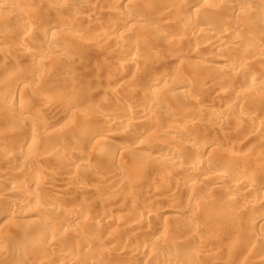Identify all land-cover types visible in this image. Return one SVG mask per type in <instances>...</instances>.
Returning a JSON list of instances; mask_svg holds the SVG:
<instances>
[{"label":"rangeland","instance_id":"rangeland-1","mask_svg":"<svg viewBox=\"0 0 264 264\" xmlns=\"http://www.w3.org/2000/svg\"><path fill=\"white\" fill-rule=\"evenodd\" d=\"M86 1L88 2L86 4V6L81 7L76 1H73V0L72 1L71 0H18L16 6L23 13V16L20 19H15L14 15L11 14L9 9H7L3 6L2 7L0 6V171H1L0 172V194L3 191V189L9 188V186L11 184L10 182L15 181L14 179L17 180L16 183L18 185H21V183H23L27 180L26 177L30 173L34 174V173L38 172V174H40L41 176L46 175L47 178H48V176H51V178H52L53 175L57 177V178H54V179H56L54 182H53L54 179L52 181H50V182H53L54 184L53 183L49 184L50 182L48 180L45 181L47 178L44 176L45 179L42 178V180H44L46 183L44 181L40 180L41 184L38 187H43V186L44 187L41 190H39L40 192H38V194H36V196L38 198L41 196L39 199L37 198V201H36L37 205H35V204L33 205V203L30 204L29 211L26 210V211L20 213L16 218H12L10 220L11 224H12L11 226H7V228H5V227L0 228V236H1L0 237V245L1 246L3 245V240H2L3 235H4V237H5V235L10 237L13 234V236L11 238L14 237L13 239L15 241H14V243L12 242V245L15 243H18L17 247L15 246L17 248L16 250H13L12 248L9 250V253H8L9 255L7 254V259H9V260L13 259L12 261H14L17 264H18V262H19V264H33V263L37 264V261H38L37 259H39V257H40L39 255L41 254L42 258L43 259L45 258V260H46V261L45 260L42 261L43 264H51V263L57 264V262L58 263L61 262L64 264L66 262L62 261L60 258V255H58L61 253L63 254V252H64V253H70V254L72 253V255H74V258L77 259L76 261L74 259L73 263H71V264H96V263L100 264V261H101V264H107V263L108 264H127V263L128 264H146V261L148 259H151V258L155 259L157 257V255L160 254V252L161 253H163V251L164 252L165 251L170 252V250H171L172 253H175V254L177 253V255L179 256L177 264H180V263L181 264L182 263L183 264H190V263H192V264L193 263H195V264H264V227H263L264 225H263V223L259 224L257 222V220H255L262 215L264 216V171H263L264 170V144H263L264 141H262V140H264V137H263L264 134H262V136H261L263 138L262 139L260 137L261 134L259 135L258 132L256 133V132L252 131L253 128L249 130L250 127H252L253 125H256L257 123L262 121V119L254 117V118H252L253 121L251 120V122L248 124V126L240 127V129H239V126H241L242 124L241 123L238 124L237 122H234L235 118H231V121H232V119H234L233 122L228 121V123H227V122L222 121L224 123V125H222L223 123H221V128H218V129L214 128L213 124L217 123L220 120H217L218 118H216V117H214L216 119H213V117H211L209 114L211 113V115H213V114L215 115V112H213V110H215V111L220 110L221 111L224 108L222 106L221 102H223L225 98L219 99L220 103L217 102V104L219 103L218 105L214 104L215 106L214 105L212 106L211 104H209L210 103L209 102V96L206 97V99H205V98H203L205 96L204 95L201 98H199L200 100H198V103H197L199 106L196 105L197 107L194 108L195 110L193 109L194 111L189 109V107H188V110H187V108L186 109H180V112L178 114H180L182 112L183 113L186 112V113L185 114L182 113V115L180 114V117H176L177 120L181 119L178 121L179 125L181 123L182 124L184 123L183 119L185 120L187 118L186 115H189L191 117V118L189 117L187 119H192L196 123V125H194L195 123L191 124V122H188L187 120H185L186 123L184 124V126L186 127V129L189 127L188 128L189 131H188V129L184 130L185 127L183 128L185 135H187V133H189L188 135L194 141L197 142V140H198V142H197L198 147L193 148L194 150H192V148L191 149L190 148H184L183 149V147H181L180 145L175 146V144H177L175 142L179 141L180 139L174 138V139H176L174 142V140L173 141L171 140L172 138L169 139L170 138L169 136H167L168 138H166V135L163 136L164 134H161L162 136L160 134H157V136H158L157 137V136H155L156 134L152 135L148 132H146V133H147L148 137L152 139L151 140V141H153V142H151L152 144L154 143L156 145V147L161 146L164 149L162 154H164L165 152L166 153L172 152V153H175L177 155H180L181 159H183V161H184V164H182V166H185V167L188 166L186 169L190 168L192 163H194V162L196 163L197 160L199 161L202 156L208 155L210 159L212 158L211 165L209 164L210 166L208 165L207 168L205 169V172H207L206 174H208V175H210L211 172H213L217 169H226V170L228 169V171H230L234 175L235 178L232 177V179L234 181H236L239 177L240 178H249V179L255 178V179H252V180H254V182L256 184L258 183L257 184L258 186L255 187V190L254 189L248 190V188H247V190H246V188L244 190L243 189L241 190L240 188H238V190L236 189V191L238 192L237 193L235 191L236 193L234 194V196L236 195L234 197L236 199H234L235 201H233L231 204H228V206H227L228 210L225 208L227 211L225 209L219 207L221 204L224 205L225 200H226L224 197V194L226 192L225 187H224L225 189H223V186H219V187H222L220 189L219 188L213 189V187H211L210 185L206 184L205 182H202V181H204V180H202L204 178L203 169L201 171H199L198 173L195 172V175L194 174L188 175V174L183 173L181 171L182 168H180L179 170H175L178 167L174 168L172 166H167V167H169V168H167L166 165L164 166V164L162 162H159L160 161L159 159H157V160H159L157 162L151 160L152 157H154V158L161 157V153L160 154H156L153 152L151 153L148 149V146L142 147V145H141L140 147L136 148V151L138 150V152H136L138 154L137 155L138 157H136L137 160L139 159L138 161L142 160L143 162H145L144 160H147L146 162H148L149 160H151L150 163L148 162V164H151V165H148V168H147V166L145 167L146 171L144 170V174L145 173L146 174L145 175L141 174L142 177L137 175L138 174L137 172L139 169V167L137 165L132 167L134 171L129 170V167H128V171L126 172V174H124L122 171H120L121 169L123 170V168L121 167V165L123 163L121 165H118L120 163H117V161H116V163H117L116 164V163H114V160H113V162L111 160L106 161L103 157H102L103 160L101 158L98 162L99 166H98V163H97V165L95 164V167L93 170L92 169L87 170L88 172L85 171L86 173L84 174L81 169H78L79 170L78 173L76 170V174H75V172H74L75 170L74 171H72L71 169L69 170V167L71 168V165L68 167L69 163H71V164L73 163V160L71 159V157L70 158L65 157L63 160H59L58 163L57 162L55 163V161H53L52 159H48L47 157L44 158L45 156L39 157V155H37V152L39 150H41V152L43 154L44 153L46 154V152H47V154H46L47 156H48V152H49V155L59 154L63 150V147L58 142H56L55 139H53L56 137H57V140H58V137H60V139H62L63 142L68 141V142H66L67 143L66 146H68L70 144V146H68V147L72 151H75V149H76V148L74 149L73 147L79 146L80 148L78 147L77 149H79L80 151L84 150V153H86V155H90L93 152H96L99 149L96 146L97 140L102 137L101 135H105L109 131V126H110L109 124L110 123H108V120H107L109 115L112 116V117H110V119H113V121L115 119L116 120H119L120 118L123 119V117H124V119H126V118L128 119L129 117L130 118L133 117V119H135V117H138V115L136 114V111H134L135 114H133L132 113L133 110H136L137 108L141 109V106L145 107V108L148 106L147 103L143 104V102H144L142 99L143 97L141 98L142 92L140 94V92H139L140 90L138 89L139 86H141V84H139V83H142V85H143V83L145 84L149 81L150 78H148V77H151L150 80H152V79H154L155 75H157L156 77H158V74H159V77H160V76L165 74V75L169 76L168 81L172 82L173 81L172 78L175 76L174 74H177L176 76L179 75L178 73H176V71L179 69L178 71H179V73L181 71L182 77L183 76H184V78L187 77L186 80H189V82H190L188 85L189 86L188 87L189 88L188 94H191L190 96H192V97L196 96L197 93L202 90L201 88L205 89L203 94H206L207 93L206 91H210V93L215 92L216 90L219 89V85L217 84V82H219V80H222L224 77V75L219 76V74H216L219 77H217L216 75H215L216 76L215 77L213 74H209V73L205 74V71H204L205 69L208 68V64H209V68H210L211 64L212 65L217 64V60L215 62V59H217V57H219V56H220L219 58H221V56L224 54V52L223 53L221 52V54H219L220 52H218L217 50L215 51L214 49H208V47L207 48L204 47L205 45L203 46V45H201V43L200 44H198L196 42L193 43L192 40H188L187 37L184 35L185 38L187 39V42H186V39L184 38V36L181 35L183 30L182 31L180 30L179 23L176 24V22H175V25H174V23L172 22L173 20H171V22L168 23L169 26L167 23H165V24L161 25L160 27L159 26L156 28L152 27V24H154V22L156 23L157 21H160L159 23H161L162 19L163 18L165 19V16L167 17L170 15V16L174 17L175 16L174 14H173L174 16L171 15L170 7L172 4L176 5V3L171 2L169 0L168 1L170 3L166 2V1L164 2V0H160V1H158V0H134V2H135V3L133 2L134 4L132 2H131L132 3L131 4L129 2V0H122L123 2L120 4L117 0H86ZM184 1L186 2L187 0H184ZM239 1H241V0H239ZM255 1H257V2L261 1L264 3V0H255ZM115 2H117V3H115ZM188 2L191 3V5H189ZM194 3H196V0H195V2H194V0H192V1L190 0V1H187V3H185L186 9L184 8V11L186 10V13L185 12L184 13L187 15V16L184 15L185 18L189 17L191 12L192 13L194 12L193 14H195ZM117 4H119V5H117ZM129 5L131 7H129ZM147 5H149V6H147ZM187 5H189V6H187ZM188 12H190V13H188ZM181 13H182V15L184 14L183 10ZM238 13L241 15L242 14L244 15V13H246V10L244 9ZM193 14H191V15H193ZM184 16H181V14H179V16H178V19H180L179 21H182L181 19L184 18ZM127 17H131L133 19L135 18L136 19V20L134 19L135 21H137L138 19L139 20L141 19L140 26L138 25V23H137V25L134 24V26L131 25L132 27L130 25L125 26V27H124V25L122 26L121 23ZM72 19H74V20H72ZM171 23H172V25H171ZM135 25L137 27H135ZM28 26H31L32 31H30V32L28 31V29H27ZM63 26H65L66 29H62ZM152 28H154L155 31L152 30ZM111 32L115 35H113ZM52 34H53V38L56 37L55 40L53 39V41L55 43L59 42L58 44L61 45V48L59 51H56L54 49H50L49 48L50 44L46 43V42H44V40H42L43 36H47V35L52 36ZM178 34L180 36H182L181 41H180V37L178 36ZM54 35H55V37H54ZM110 35H112V36L110 37ZM83 36H85L86 38L85 37L83 38ZM114 36H116V37H114ZM87 37H89V38H87ZM109 37H110V39H109ZM178 37H179V39H177ZM102 38H103V40H101ZM87 39H89L90 41L88 42ZM104 39H106L107 41ZM176 40H179V41H176ZM23 41H24V43H23ZM19 43H21L22 45ZM129 43L132 45L130 46ZM134 43H136V44H134ZM226 44L227 43L225 42L224 45L227 46ZM134 45H135V47H134ZM22 47H24L25 49ZM131 47L136 48V49L134 50ZM63 48H64V50H62ZM209 48H213V47L210 46ZM22 49H23V51H22ZM131 49H133L134 51ZM229 50H230V53H231V51H233V49H229ZM196 51L201 52V53L203 52V55H205L204 53L207 52L206 53L207 55H205L206 57L208 56V54L210 52H213L214 55L216 52H218V53H216V55H217L216 58H213L214 57L212 55L213 53H210L209 54L210 58H207V59L205 58V56H202L200 53V56L204 57L203 59L198 58L200 61H198L197 59H195V60L192 59V61H191V57H187L186 56L187 54L185 55L186 52L191 53V52H196ZM21 52H22V54H21ZM181 55H183V56H181ZM169 56L171 59L169 58ZM39 57H42L43 60L41 59V61L39 63V64H41V66L38 67L39 68V70H38V68L36 69L37 64L35 62L37 61V58H39ZM124 58L125 59H127V58L133 59L134 58L135 60L134 59L133 60H134V64H136V67L139 66L138 69H140L142 67V69H144L143 72L145 74L142 72L144 75L141 73V75H140L141 78H140L138 73L136 74L137 71L136 70L133 71L135 69V67H134V69L132 68L133 66L126 68V69H120L119 66H117V65L119 64L121 59H124ZM189 58H190V60H189ZM211 58H213L214 60ZM161 60H163V61H161ZM196 60L198 62L205 61V63L208 61L206 63L207 66L204 64L205 67H203V70H198V68H200V67L194 63ZM210 60H211V62H210ZM158 63H160V64H158ZM191 63L194 65H192ZM203 63H202V65H203ZM154 64H156V67H158L160 70L157 68H153V67H155ZM187 64L192 65V67L191 66L189 67ZM173 66H174V69H173ZM40 67H41V70H40ZM116 67H118L120 72ZM196 67H198V68L196 69ZM35 69H36V71L37 70L38 71L36 72ZM155 69L158 70L159 72L157 71V73H156ZM201 69H202V67H201ZM8 70H10V72H14L13 74L16 73V75L18 73L17 76L22 75V77L16 78L14 80L13 79L10 80L6 75ZM169 70H171V71H169ZM208 70H210V69H208ZM251 73H253V72H251ZM142 76H145V77H143L144 80L142 79ZM198 76H200V77H198ZM202 76L205 78L210 77L209 80L211 83L205 82L206 84H204L203 83L204 79ZM146 77H147V79H146ZM195 77H196V79H199V81H195ZM201 77L203 80L201 79ZM221 77H222V79H221ZM200 79H201V82H200ZM139 80H140V82H139ZM143 81H145V82H143ZM171 82H168V83L170 84ZM196 85L197 86L201 85V86H199V88L197 89ZM202 85H204V86H202ZM4 86H5V88L6 87L7 88L5 89ZM131 87H132V89H131L132 91L129 89ZM162 87H163L162 85H159L158 88H162ZM34 88L35 89L38 88V89L36 91L34 90L35 91L34 92L33 91ZM128 89L131 91L132 95H133L132 92H135L136 94L132 96L129 92L123 93L125 91L127 92ZM25 90H28V91H25ZM47 91L55 92V93L59 94V96H61V97L65 96L67 94H71L73 92L72 94H75L78 97L79 101L76 98L75 102L73 103V105H72L73 109H71L72 114L70 113L69 116L67 115V117L65 116V118L62 117V119L57 116L58 118H60L59 120H57V117L50 115L51 111L54 110L53 107L55 106V104L51 103L50 105H46L45 107L42 106V104H40V102H41L40 97L44 96L43 94H45V92H47ZM76 93H78V94H76ZM227 93H229V92H227ZM25 94H26L27 101H28V98H29V100L32 99L31 101H34V104L31 105L32 108H30V109L33 110V108H34V110H35V108L36 109L39 108V109L44 111L42 113L41 112L37 113L38 115L35 116L37 118V119L35 118L36 120H39V121L42 120L45 122L47 121V123L49 122L52 124H53V122H55L53 127L50 130H47L48 132L51 131L52 138L50 136H47L46 134L42 135L41 132L39 131V129H36L37 126L35 125L34 122H32L35 120L34 118H30V120L29 119L24 120V123H22V122H20L21 119L19 120L18 119L19 117L16 116V114L19 112L23 113V114L22 113H19V114L25 115L28 111V110L26 111V109L22 108V107H20V109H19L16 106L17 104L15 103V101H17V99L19 97L25 98ZM39 94L41 96H39ZM229 94L226 95V99H230ZM207 95L208 94H206V96ZM28 96H31L32 98L28 97ZM227 96H228V98H227ZM194 98H196V97H194ZM35 99L40 100V102L38 100H36V101H38V103L35 102ZM207 99H208V104H207ZM247 101L248 100H246V103H244V106L245 105H248L250 107H253V106L256 107L257 106L253 102H252L253 106H251V104H252L251 101L250 102L249 101L247 102ZM162 102H160L159 104L157 103V105H154L155 107L154 106L152 107V109L157 107L156 109H154V111H156V112H154L153 114L158 112L157 115L159 116V118L163 117L164 113H161L162 109L167 108V109L172 110L174 108V111L176 109H178V108H176L175 104L173 107V103H169V104H171L170 105L171 107H170L167 102H165V101L163 103ZM204 102H206V103H204ZM35 103H37L38 105L40 104L39 107H36ZM82 103H83V105H82ZM220 104H221V106H220ZM33 105L35 107H33ZM86 105H87L88 109L90 108V111L94 112V109H95V112H96L95 115H93L95 117L94 118L90 117V119L88 118L89 119V120L87 119L88 121H85L86 115L84 114V108H83V107H86ZM99 105H101L102 107L101 106L99 107ZM127 105L131 106V108L129 107L130 111L127 108ZM160 105H162V106H160ZM165 105H167V106H165ZM41 106L44 107V109ZM201 108L204 110H202ZM22 109H24V110H22ZM131 109H133V110H131ZM160 109H161V111H158ZM210 109L212 110V112L209 111ZM234 109H235V111H233ZM72 110H74V112ZM240 110H241V108L239 109V107L233 108L232 112L230 111L232 114V117H237V116H235V114L239 115L238 112H240ZM110 111L113 112L112 115H111V113L109 114ZM114 111L115 112L118 111L115 113L117 116L114 114ZM178 111L179 110H177L176 112H178ZM236 111H237V113H236ZM97 112H99L100 114H97ZM171 112H172L171 115L176 114V112L173 114V110ZM233 112H235L234 115H233ZM105 113H108V114H105ZM159 113H161L162 115ZM203 113H204V115H203ZM35 114L36 113H34V115ZM82 114H84V115H82ZM96 114H97V116H96ZM178 114H176V115L178 116ZM39 115H41V116H39ZM152 115L150 116V118L147 120V122L145 124V126H147L149 129H151L152 125H154V124H155V127L153 126L154 128H156V126H157V129H155V130H159L160 128L162 130H164L165 128L167 129L168 127L174 125V122L176 125H178L176 120H174L175 115L174 116L166 115L165 117H163L161 119V121H163V122H160V119H158V116L156 114L153 115V117L156 116L155 119L152 117ZM207 115H208V117H207ZM38 116H39V118H38ZM113 116H114V118H113ZM181 116L183 119L181 118ZM183 116H186V117H183ZM118 117H119V119H117ZM151 117H152V119H151ZM171 117L172 118L174 117V119L172 120L173 122L171 121V119H172ZM211 118L213 119V121L210 120ZM255 118L257 120L259 119L260 121H257ZM31 119H32V121H31ZM169 119H170L171 125H169L168 122H166L167 120L169 121ZM150 120H152L153 123ZM196 120H197V122H196ZM26 121H27V125H26ZM158 121H159V123H158ZM148 122H149V124H151L150 125L151 127L148 126L149 125ZM198 122L199 123L201 122L200 123L201 126L199 125ZM160 123L163 125V127L167 123L168 127L166 125V127L163 128ZM164 123H165V125H164ZM205 123H207V124H205ZM219 123H217V125ZM204 124H205V126H204ZM186 125L187 126L189 125V126L187 127ZM190 125L191 126L193 125V127H191ZM237 125H238V128L236 127ZM35 126H36V128H34ZM212 126H213V128H212ZM242 126H244V125H242ZM15 127H17L18 132H17V130H14ZM158 127H160V128L158 129ZM235 127L237 128V130ZM154 128H152V129L154 130ZM231 128L234 129V131ZM66 129L71 130V131H69L71 133L69 134V132H68V134L65 136V135H63V133L68 131ZM139 129H140V127L138 128L137 126L132 127V128L131 127L126 128L123 126L121 128L120 127L114 128L113 133H115V137L112 139L110 146H112L111 144L114 141L113 146L116 144V146H114V147H118L120 142L121 141L123 142L125 139H131V141H134V140L137 141L139 139L138 140V142H139L140 138H141V136H138L140 134L138 131ZM229 129H231V130H229ZM261 129L264 130V127ZM134 130H135V134H138V135L134 134V136H133L132 132L134 133ZM218 130H219V132H218ZM223 130L224 131L227 130V131L223 132ZM245 130H246V133L243 132ZM263 130H261L262 132L261 131L260 132L264 133ZM82 131H84V134L81 135L82 136L81 138H83L85 141L83 139H80L77 142L76 141L77 138H80V137H78V133L80 134V132H82ZM185 131H188V132H185ZM247 131H250V134H252L251 135V136H253L252 139H250L251 136ZM53 133L55 135L57 134L56 137ZM223 133H226V134H223ZM253 133H255L259 136L255 135ZM60 134H62V136H64L65 138L64 137L61 138ZM95 134H97V136ZM44 135H45V137H44ZM145 135H143V136H145ZM27 136L30 137L32 140L34 139L33 140V142L35 143L34 145H37L40 147V148L38 147L39 150H36L37 152L34 150L28 151L27 148H25L23 146L24 138ZM245 136H248V137H245ZM129 137H131V138H129ZM50 140H52V142ZM53 140L55 143L53 142ZM260 140H261V142H258ZM200 141H201V143H199ZM72 142H73V144H72ZM170 143H175V144L172 145ZM74 144H75V146H74ZM76 144H78V145H76ZM205 145H206V147H205L206 149L202 148L201 150H199L201 147H203ZM178 146L180 148H178ZM114 147H112V148H114ZM35 148H37V147L35 146ZM196 150H198V151H196ZM202 150L205 152H202ZM38 153H40V151ZM132 153L130 154V156L133 155V157L135 158V156H136L135 152H132ZM141 153H144L141 155L142 157L140 156ZM11 154H12V156H14L13 157L14 159L12 158L11 162H9V160L7 161V160L3 159V158H6L7 156H8V158H11L12 157ZM261 154H262V156H261ZM32 155H33V157H32ZM37 156L39 158L36 160ZM229 157H231L229 159V161H226L227 158H229ZM232 157L234 159H232ZM8 158H6V159H8ZM15 159H17V160L19 159V160L17 161ZM32 159L35 161H32ZM40 159H42V160H40ZM152 161L154 162L155 165L153 164ZM225 161L227 163H230V161H231V163H230L231 165L229 164L230 168L228 167V164L225 165L226 164ZM107 162H109V163H107ZM222 162H224V163H222ZM75 163H77V161ZM157 163L159 165L160 164L161 165L159 166V165H157ZM20 164L21 165L23 164V165L21 166ZM62 164H64V165H62ZM33 165H35V166L33 167ZM72 165H75V164H72ZM116 165H118V167H116ZM220 165H222V166L219 167ZM119 166L121 168H119ZM134 167L135 168L138 167L136 173H135ZM185 167H184V169H185ZM12 168H13V170L15 169L16 171L15 170L13 171ZM132 168H130V169H132ZM236 168H238L240 171ZM114 169L115 170L120 169L119 171L122 172L123 177L125 176L124 178L126 179V181L128 180V183H127L128 186L126 185V188H125V186L119 187V185H118L119 184L118 183L119 178H117V177H120V175L118 176L116 174L117 176H115ZM172 169H174L175 171H173ZM6 170H9V172H11V171L12 172L9 173ZM124 170H125V168H124ZM235 170L236 171L238 170L237 173L234 172ZM71 171L73 172L74 176L76 175L75 177L78 176L76 179H78L77 180L78 183L82 182V185L80 183H79V185H78V183H76L75 186L74 185H72V186L68 185L69 187H67V184H65L66 183L65 180L67 179L66 176H68L69 173H70V175L72 174ZM130 171H133V172L131 173ZM24 172L26 173L25 175H24ZM62 172H63V174H62ZM89 172H91V173H89ZM6 173H7V175L9 174L12 177L13 176L14 177L13 178L12 177L9 178L8 176L6 177ZM27 173H29V174H27ZM92 173H93V175H92ZM238 174H239V177H238ZM261 174H262V176H261ZM22 175H24V176H22ZM196 175L197 176L200 175V176L197 177ZM166 176L169 178H165ZM192 176H193V178H192ZM68 177H70V176H68ZM113 177H116L118 180H116ZM138 177H139V179H137ZM156 177L159 181L156 180ZM79 178L81 180H79ZM190 178H192V180H194L195 185H197V186L194 185L190 188H186L185 190L181 189V185H180L181 181L184 179H190ZM48 179H50V178H48ZM9 180H11V181H9ZM19 182H21V183H19ZM35 183L36 182H33L32 184H30L31 186L27 185V187H26V185L23 186V184H22L21 186H23V188H21V189H23V190H21V189L20 190L22 192L24 191V193H26L28 190H30V188L32 189L33 187H35ZM43 183L49 184L50 186L44 185ZM204 183H205V185H204ZM89 185L91 188H94L93 185H95V189L96 188L97 189L96 190L94 189L93 194L92 193H85V196L82 194L84 196V198L83 197L81 198L82 195H80V194H81L82 189H80L79 186H85V187L88 186L89 187ZM101 186H102V188H101ZM115 186H117V187H115ZM179 186H180V188H179ZM207 186L210 188H208ZM118 187L120 189H118ZM121 188H123V189H121ZM177 188H179L178 191L181 189L182 193H180L181 191H179V193H180V194H178L179 196L175 197L177 199V202L175 204H173L175 206L174 207L170 204V201L174 197L171 194H173L172 191L174 189H177ZM75 189H77V190H75ZM114 189L117 190L118 192L117 191L115 192ZM59 191H64V195L61 196V198L57 197V194ZM79 191H80V193H79ZM153 192H154V194H153ZM39 193H41V194H39ZM112 193L114 195L116 194V196L114 197L112 195ZM124 194L126 195L127 198L129 197L128 202L126 201L127 199H125L126 197ZM181 194H183V195H181ZM95 195H98V196H95ZM108 195H111L110 197H113L114 199L111 198L109 200ZM53 196H54V198H53ZM105 196L107 199L105 198ZM123 196L125 197L124 198L125 200L123 199ZM0 198H2V199H0V207H1L0 208V216H1V215H4V214H1L2 212L5 214L8 212L9 208H5V207H8L9 203L7 200H5L6 198H8V196L4 195L3 193L0 195ZM102 198H104L107 201L109 200L108 203H106L107 201L104 202L105 201L104 199H103V202H104L103 203ZM117 198H119V199H117ZM238 198H239V200H238ZM81 199L83 201H81ZM121 199H122V201H121ZM55 200H56V203H55ZM86 202H88V204L90 202L91 205L90 204H89V206L85 205L84 203H86ZM206 204H208V205H206ZM32 205L34 207L35 206L42 207V209L45 210V212H49L51 216L55 215V218L50 217L49 213H48L49 218H46V217L43 218V217H40L38 215H37L38 217L35 218V216L30 215V214H32L30 211L33 212L32 208H34ZM101 205H102V207H101ZM71 206L73 209L69 208ZM43 207H45V208H43ZM65 207H67L66 210H68V208H69L72 210L75 209L76 211L78 210V211L83 212L84 215H82V216L84 217L83 219H85V220L82 219L81 221H83V222H81V221L80 222H81V226L84 224V226H82L84 228V230L81 231L82 227H81V229H79L80 224H79V226L77 225L78 227L76 226V229L79 230L78 232H80L79 234H77L75 232H72L73 234H71L70 233L71 231L66 229V228L70 229V225H67L64 223L65 218H63V216H60L61 219L59 218V215H62V214H60L61 211L63 212L65 210L64 209ZM48 208H50V209L52 208L51 211H49L50 209L48 210ZM56 208H58L59 210H56ZM6 209H8V210H6ZM204 209L206 211H204ZM4 210H5V212H4ZM46 210H48V211H46ZM52 212L54 215H52ZM54 212L57 214H55ZM188 212H193L192 213V215L194 214L193 217H192V215L189 216L191 213L189 215H187ZM184 213H186V214H184ZM94 214H95V216H93ZM103 215H104V218H106V221L104 222L105 224L103 223V221L101 222V218L103 219ZM119 215L121 217H123L121 222L118 219L120 217ZM147 215L148 216L150 215V216L147 217ZM152 215H154V216H152ZM56 218H57V220H56ZM86 218L88 220H86ZM129 218H131V219H129ZM39 219H41V220L45 219V220H43V222H42ZM31 220L36 221V223L32 222ZM61 220H63V221H61ZM129 220L131 221V223ZM27 221H29V222H27ZM53 221H55L56 223ZM249 221L254 222V223L256 221L257 223H255V225L253 224L251 226V225H249L250 224ZM41 222L44 225H37V223L42 224ZM87 222H88V224H87ZM137 222H138V224H137ZM115 223H120L119 228H121V229L118 228V230L120 232H122L123 234H128V237H126V238H129L130 237L129 235L133 236L132 237L133 240L131 238H129L128 240L132 241L133 244L136 243L135 244L136 246L139 245L137 247H139L141 250H144L143 249V247H144L145 251H147L146 250L147 246L149 247L151 243H155V242H156L155 245H157V247L154 245L153 249H150V251L148 250L146 253H145V251H143L141 255L136 254V257H134V255L132 257L133 253L131 251H128V250H126V251L123 250V252H122V250L121 251L116 250V252H115L111 248V247H113L111 245V244H113L112 239H113V236H115V235L112 234L111 235L112 237L109 236V234H111V233H110V230H108V229H110V226H112ZM127 223H128V225H127ZM35 225H37V226H35ZM97 225H99V226H97ZM122 225H123V227H122ZM44 226L46 228V231L44 230L45 229ZM91 226H93V228ZM243 226H244V228H243ZM255 226H256V228H255ZM96 227H98L99 229ZM20 228H23V229L20 230ZM24 228H26L25 229L26 231L24 230ZM41 228L43 231L39 232L42 235V236L39 235L40 238H42V241L40 242V247H42V246L43 247L37 248L39 251L37 249H35V247L30 248L29 246L28 247L25 246L26 248L25 247L23 248V246L27 245L28 241L30 242V240H31V238H28V237H30L32 235V233H29V232H33V230H35V229L40 230ZM27 229H28V231H27ZM51 229L53 231V232L51 231V234H54V235H51V234L48 235V232ZM244 229L245 230L247 229V230L245 231ZM23 230H24V232H23ZM85 230H86V232H85ZM107 230L109 231V234H108ZM123 230H125V231H123ZM119 231H117V232H119ZM213 231H215V233H213ZM42 232H44V234H46V235L44 236V234ZM96 232H100V235H99V233L97 234ZM124 232H126V233H124ZM128 232H130V233H128ZM14 233H15V236H14ZM19 234H25V235H22V237H21ZM210 234L215 235L216 238H214V239H216V240H214V239L210 240L209 239ZM23 236L25 237V239H23L24 238ZM46 236H48V237H46ZM62 236H63V238H62ZM15 237L17 239H15ZM104 237H105V239H104ZM106 237H107V239H106ZM245 237L248 239L246 240ZM51 238H53V239H51ZM82 238H84V239H82ZM122 238L123 237H119L117 239L120 240ZM126 238L124 237V239H126ZM50 239L53 240L54 242L51 241ZM108 239H109V241H108ZM157 240H158V242H157ZM133 241H135V242H133ZM50 242L55 244L53 249H50L48 247V244ZM77 242H79V243H77ZM24 243H26V244H24ZM41 243H43V244H41ZM80 243H81V245H80ZM258 243L263 244L262 251H259V250L257 251L255 249V245ZM44 244H45V246H44ZM68 244H70V245H68ZM145 245H146V247H145ZM223 245H226V246H223ZM46 247H48V248H46ZM155 247H156V249L154 250ZM163 247H164V249H163ZM165 247H168V248H165ZM230 247H231V249H230ZM72 248H74V249H72ZM223 248H224V250H223ZM227 248H228V250H227ZM45 249H47V250H45ZM168 249H170V250H168ZM11 250H13V251L11 252ZM35 250L37 251V253ZM151 250L153 253L151 252ZM172 250L173 251L175 250V251L173 252ZM186 252L188 254L190 252H193V255L190 256L193 258L191 259L189 257L191 260L184 256V253H186ZM34 253H36V254H34ZM86 253H87V255H85ZM32 254H33V256H32ZM92 254L94 256L99 255L100 259L97 261L92 259L93 258ZM180 254L181 255L183 254L182 257ZM227 254H228V256H227ZM43 255H45V257H43ZM57 255H58V257H57ZM77 257H80V258H77ZM117 257H118V259H117ZM51 258H53V259H51ZM34 259H36V261H34ZM192 260H195V261L192 262ZM232 260H234V261H232ZM47 261H49V262H47ZM119 261H120V263H119ZM227 261H229V262H227ZM1 263L4 264L3 262H1Z\"/></svg>","mask_w":264,"mask_h":264},{"label":"bare ground","instance_id":"bare-ground-1","mask_svg":"<svg viewBox=\"0 0 264 264\" xmlns=\"http://www.w3.org/2000/svg\"><path fill=\"white\" fill-rule=\"evenodd\" d=\"M72 1V0H71ZM73 1H76L81 7L82 6H86V4L88 3L86 0H73ZM118 2H119V4L120 3H122L123 1L122 0H117ZM158 1H160V0H158ZM169 2V1H171V2H174V3H176V5L175 4H172L171 5V7H170V10H171V15H173L174 17H172V16H165V19L163 20L161 17V19H162V21H161V23H159L160 21H157L156 23L154 22V24H152V27H154V28H156V27H160L161 25H163V24H165V23H169V22H171V20H173L172 22L174 23V25H175V22H176V24L177 23H179V28H180V30L182 31L183 30V32L181 33V35L182 36H186L187 37V39L188 40H192L193 41V43H198V44H200L201 43V45H205L204 47H208V49H214L215 51L217 50L218 52H220L219 54H221V52L223 53L224 52V54L221 56V58H219V57H217V55H216V53H218V52H216L215 53V55H214V53L213 52H210V53H213L212 55L214 56L213 58H216L217 57V59H215V62H216V60H217V64H211L210 65V68H209V64H208V68L207 69H205L204 71H205V74L206 73H209V74H213L214 76L216 75V74H219V76L221 75H224V77H223V79H222V77H221V79L222 80H219V82H217V84L219 85V89L218 90H216L215 92H211L210 93V91H206L207 93L206 94H208L207 96H206V94H203L204 93V91H205V89H203V88H201L202 90L200 91V92H198L197 93V95L196 96H194V97H196V98H194V97H192V96H190L191 94H188V91H189V80H186L187 79V77L186 78H184V76L182 77V75H181V71H180V73H179V69L176 71V73H178L179 75L178 76H176L177 74H174L175 76L172 78V82L171 81H168L169 80V76L168 75H162V76H160L159 77V74H158V77H156L157 75H155L154 76V79H152V80H150L151 79V77H148V78H150L149 79V81L147 82V83H143V85H142V83H139V84H141V86H139V92H140V94H141V92H142V95H141V98L143 99V104H145V103H147L148 104V106L145 108V107H142L141 106V109L140 108H135L136 110H133V109H131V110H133V114H135L134 113V111H136V114L138 115V117H135V119H133V117L132 118H126V119H124V117H123V119H119V117L117 118V119H119V120H114L113 121V119H110V117H112V116H110L109 115V117H108V123H110L108 126H109V131L105 134V135H101L102 137L100 138V139H98L97 140V142H96V146L99 148L96 152H93L92 154H90V155H86V153H84V150H79V149H77L79 146H77V147H73L74 149H75V151H72V150H70V148L68 147V146H70V144L68 145V146H66L67 145V143L66 142H68V141H62V139H60V137H58V140H57V137H56V135H55V137L56 138H53V139H55L56 140V142H58L62 147H63V150L59 153V154H51V155H49V152H48V156L46 155L47 154V152H46V154L44 153H42L41 152V150H39V146H37V145H34L35 143L33 142V140L30 138V137H25L24 138V141H23V146L25 147V148H27V150L28 151H36V150H39L40 151V153H38L37 151V155H39V157L41 156V157H43V156H45L44 158H48V159H52L53 161H55V163L57 162L58 163V161L59 160H63L65 157H71V159L73 160V163L72 164H75V165H72L71 163H69V165H68V167L71 165V168L69 167V170L71 169L72 171H74L75 172V174H76V170H77V173H78V169H81L82 171H83V173L85 174L86 172L85 171H87V170H93L94 169V167H95V164L97 165V163L99 162V160L103 157L106 161L107 160H111L112 162H113V160H114V163H116V161H117V163H120V164H118V165H121L122 163V165L124 166H122L121 165V167L123 168V170L121 169H118V170H115L114 169V173H115V176H119L120 175V177H117V178H119V187H123V186H125V188H126V185L128 186V180L126 181V179L123 177V175H122V172L124 173V174H126V172L128 171V167H129V170H133V166H135V165H137L138 167H139V169H138V167L137 168H135V173H136V171H137V169H138V176H140V177H142L141 176V174H144V170L146 171V166H147V168H148V165H151V164H148V162L150 163V161L151 160H153V161H159V162H162L163 164H164V166L166 165V167L167 166H172V167H178L177 169H175V170H179L180 168H182V172L183 173H186V174H194L195 175V172H199V171H201L202 169H203V171H204V173H203V175H204V178L202 179V180H204V181H202V182H205L206 184H208V185H210L211 187H213V189L214 188H222V187H219V186H223V189H225L226 188V192H225V194H224V197H225V203H224V205H220L219 207H221V208H223V209H227V206H228V204H231L233 201H235L234 199H236V198H234L235 196H234V194L237 192L236 191V189L238 190V188H240L241 190L243 189H245L246 188V190H247V188H248V190H255V187H257L258 185V183L256 184L255 182H254V180H252V179H255V178H252V179H249V178H240L239 177V174H238V179L236 180V181H234L233 179H232V177H234V175L230 172V171H228V169L226 170V169H217V170H215V171H213V172H211V174L210 175H208V174H206L207 172H205V169L207 168V166L210 164L211 165V163H212V158L210 159L209 158V156L207 155V156H202L201 158H200V160L198 161H196V163L194 162V163H192L191 164V166H190V168H188V169H186L187 167H185V166H182V164H184V161H183V159H181V157H180V155H177V154H175V153H172V152H165L164 154H162V152H163V148L161 147V146H158V147H156V145L153 143H151V142H153V141H151L152 139L151 138H149L148 137V135H147V133L146 132H148V133H150V134H156L155 136H157V134H164L163 136H165L166 135V138H168L167 136H169L170 138L169 139H171L172 141L174 140V142H175V140L176 139H180L179 141H177V142H175V143H177V144H175V143H170V144H172V145H174L175 144V146H177V145H180L181 147H183V149L184 148H192V150H194L193 148H197L198 147V140H197V142L196 141H194L188 134L189 133H187V135H185V133H184V131H183V128L185 127L184 126V124L186 123V121L185 120H187L188 122H191V124H194L195 122L192 120V119H187V118H189L190 116L189 115H186L187 116V118L184 120L183 118H182V116H181V118L183 119V124L181 123L180 125L178 124L179 122V120H181V119H179V120H177V118L176 117H180V114L182 115V113H180V114H178L179 112H180V109H186L187 108V110H188V107H189V109H191V110H193L195 107H197L196 105H198L197 103H198V100H200L199 98H201L202 96H204L203 98H205L206 99V97H208L209 96V104H211L212 106L215 104V105H218L219 103H220V100L219 99H221V98H225L224 99V101L223 102H221V104H222V106L224 107L221 111L220 110H218V111H215V110H213V112H215V115L213 114V115H211V113L209 114L211 117H213V119H216V118H218L217 120H220V121H218L217 123H219L218 125H217V123H215V124H213L214 125V128H221V123H223L222 121H224V122H227L228 123V121L229 122H233V120L234 119H232V121H231V118H235V120H234V122H237L238 124L239 123H241L242 125H244V126H239V129H240V127H245V126H248V124L251 122V120L253 121V119L252 118H254V117H257V118H259V119H262V121H260L259 119L257 120L256 118V120L257 121H260L259 123H257L256 125H253L252 127H250L249 128V130L250 129H252L253 128V130L252 131H254V132H258V134L260 135V137L262 136V134H264V133H261L262 131L261 130H263V129H261V128H263L264 127V3L263 2H257V1H255V0H241V1H239V0H196V3H194V7H195V9H194V11H195V14H193L191 11V14H193V15H191L190 14V16L189 17H186L185 18V16H187L185 13H186V10L184 11V8H185V3H187V1H190V0H187L186 2L184 1V0H164V2ZM192 1V0H191ZM17 2H18V0H0V6L2 7H5V8H7V9H9V11L11 12V14L12 15H14V17H15V19H20L22 16H23V13L18 9V7L16 6V4H17ZM128 2V1H127ZM129 2L131 3H133L134 2V0L132 1V0H129ZM163 2V1H162ZM185 2V3H184ZM194 2H195V0H194ZM115 3H117V2H115ZM131 3V4H132ZM135 3V2H134ZM133 3V4H134ZM170 3V2H169ZM189 3V2H188ZM119 4H117V5H119ZM130 4V5H131ZM178 4V5H177ZM193 4V3H192ZM128 5V4H127ZM129 5V7H131ZM150 5V4H149ZM149 5H147V6H149ZM189 5H191V3H189ZM189 5H187V6H189ZM133 6V5H132ZM146 6V7H147ZM153 6V5H152ZM126 7V6H125ZM128 7V6H127ZM147 9V8H146ZM186 9V8H185ZM246 10V13H244V15L242 14H239L238 12H241L242 10ZM143 10V9H142ZM182 10H183V15H182ZM188 10V9H187ZM191 10V9H190ZM190 12H188V13H190ZM187 13V14H188ZM145 14V13H144ZM179 14H181V16H184V18H182L181 20L182 21H179L180 19H178V16H179ZM189 15V14H188ZM139 16V15H138ZM133 17V16H132ZM145 17V16H144ZM76 18V17H75ZM154 18V17H153ZM78 19V18H77ZM135 19V18H134ZM133 18H131V17H127L121 24H122V26L124 25V27L125 26H131V25H133L134 26V24H136L137 25V23H138V25L140 26V22H141V19L139 20H137V21H135ZM144 19V18H143ZM72 20H74V19H72ZM74 22V21H73ZM153 22V21H152ZM70 24V23H69ZM135 25V27H137ZM171 25H172V23H171ZM142 26V25H141ZM144 26V25H143ZM168 26H169V24H168ZM132 27V26H131ZM134 28V27H133ZM154 28H152V30H154ZM28 31L30 32V31H32V28H31V26H28ZM62 29H66V27L65 26H63L62 27ZM115 31V30H114ZM155 31V30H154ZM153 31V32H154ZM180 31V32H181ZM186 31V32H185ZM185 32V33H184ZM112 33V32H111ZM184 33V34H183ZM113 34V33H112ZM180 34V33H179ZM178 34V36L180 37V41H181V37L182 36H180ZM45 35V34H44ZM113 35H115V34H113ZM112 35H110V37H111ZM185 36H184V38H185ZM54 37H55V35H54ZM85 36H83V38H84ZM110 37H109V39H110ZM114 37H116V36H114ZM113 37V38H114ZM179 37L177 38V39H179ZM56 38V37H55ZM55 38H53V34H52V36H49V35H47V36H43V39L42 40H44V42H46V43H49L50 44V49H54V50H56V51H59L60 50V48H61V45L60 44H58L57 42L55 43L54 41H53V39L55 40ZM86 38V37H85ZM87 38H89V37H87ZM112 39V38H111ZM183 39V38H182ZM186 39V38H185ZM187 39H186V42H187ZM83 40V39H82ZM101 40H103V38L101 39ZM104 40H106V39H104ZM86 41V40H85ZM84 41V42H85ZM87 41L89 42L90 40L89 39H87ZM107 41V40H106ZM176 41H179V40H176ZM184 41V40H183ZM82 42V41H81ZM171 42V41H170ZM225 42L227 43L226 45L227 46H225L224 44H225ZM23 43H24V41H23ZM86 43V42H85ZM132 43V42H131ZM19 44H21V43H19ZM134 44H136V43H134ZM22 45V44H21ZM129 45L131 46L132 44H130L129 43ZM139 45V44H138ZM20 46V45H19ZM49 46V45H48ZM213 47V48H209V47ZM134 47H135V45H134ZM203 47V48H204ZM215 47V48H214ZM22 48H24V47H22ZM131 48H133V47H131ZM241 48V49H240ZM25 49V48H24ZM134 50L136 49V48H133ZM133 49H131V50H133ZM201 49V48H200ZM229 49H233V51H231V53H230V50ZM62 50H64V48L62 49ZM133 50V51H134ZM155 50V49H154ZM22 51H23V49H22ZM190 51V50H189ZM211 51V50H210ZM213 51V50H212ZM185 53V52H184ZM200 53L201 52H198V51H196V52H186L185 53V55L187 56V57H191V61H192V59H197L198 61H200L198 58H204V57H201L200 56ZM207 53V52H206ZM206 53H204L205 55H207ZM209 53V54H210ZM21 54H22V52H21ZM24 54V53H23ZM135 54V53H134ZM208 54V56L206 57L205 55H203V52L201 53V55L202 56H205V58L207 59V58H210V55ZM166 55V54H165ZM211 55V56H212ZM158 56V55H157ZM160 56V55H159ZM176 56V55H175ZM181 56H183V55H181ZM180 56V57H181ZM185 56V57H186ZM38 57V56H37ZM36 58V57H35ZM169 58H170V56H169ZM213 58H211V59H213ZM41 59L43 60V58L42 57H39V58H37V61L35 62L36 64H37V67H36V69L39 67V66H41V64H39L40 63V61H41ZM134 59V58H133ZM133 59H129V58H127V59H121V61L119 62V64L117 65V66H119V68L120 69H126V68H129V67H131V66H133L132 68L134 69V67H135V69L133 70V71H137L136 72V74L138 73V75H139V77H140V75H141V73L143 72V70L144 69H142V67L140 68V69H138L139 68V66H137L136 67V64H134V60ZM171 59V58H170ZM188 59V58H187ZM34 60V59H33ZM36 60V59H35ZM189 60H190V58H189ZM188 60V61H189ZM193 60V61H194ZM195 61L194 63L195 64H197V66H199L200 68H198V67H196V69L198 68V70H203V67H205V65H206V63L208 62H206L205 63V61H201L202 63H203V65H202V63L201 62H198V61ZM214 60V59H213ZM45 61V60H44ZM161 61H163V60H161ZM219 61V62H218ZM138 62V61H137ZM210 62H211V60H210ZM214 62V63H215ZM161 63V62H160ZM160 63H158V64H160ZM162 64V63H161ZM175 64V63H174ZM192 64V63H191ZM153 65V64H152ZM155 65V67H153V68H157V69H159L158 67H156V64H154ZM164 65V64H163ZM170 65V64H169ZM188 65V64H187ZM192 65H194V64H192ZM192 65H188L189 67L191 66L192 67ZM158 66V65H157ZM160 66V65H159ZM196 66V65H195ZM207 66V65H206ZM145 67V66H144ZM161 67V66H160ZM194 67V66H193ZM201 67H202V69H201ZM114 68V67H113ZM117 69H118V67H116ZM164 68V67H163ZM170 68V67H169ZM195 68V67H194ZM36 69H35V71H36ZM173 69H174V66H173ZM183 69V68H182ZM208 69H210V70H208ZM11 70V69H10ZM10 70H8L7 71V77L10 79V80H14V79H16V78H21L22 77V75L21 76H17L18 75V73H17V75H16V73L15 74H13L14 72H10ZM38 70H39V68H38ZM37 70V71H38ZM40 70H41V67H40ZM115 70V69H114ZM113 70V71H114ZM119 70V69H118ZM156 70V69H155ZM160 70V69H159ZM168 70V69H167ZM181 70V69H180ZM36 71V72H37ZM117 71V70H116ZM157 71L158 70H156V73H157ZM169 71H171V70H169ZM6 72V71H5ZM16 72V71H15ZM35 72V73H36ZM119 72H120V70H119ZM146 72V71H145ZM159 72V71H158ZM166 72V71H165ZM184 72V71H183ZM251 72H253V73H251ZM115 73V72H114ZM144 73V72H143ZM142 73V74H143ZM118 74V73H117ZM135 74V75H136ZM145 74V73H144ZM143 74V75H144ZM171 75V74H170ZM208 75V74H207ZM137 76V75H136ZM146 76V75H145ZM145 76H142V79H143V77H145ZM180 76V77H179ZM217 76V75H216ZM215 76V77H216ZM219 76H217V77H219ZM6 77V78H7ZM24 77V76H23ZM156 77V78H155ZM182 77V78H181ZM198 77H200V76H198ZM203 77V76H202ZM202 77H201V79H202ZM135 78V77H134ZM138 78V77H137ZM141 78V77H140ZM184 78V79H183ZM210 78V77H209ZM209 78L207 77V78H205V77H203V83L204 84H206L205 82H210V80H209ZM136 79V78H135ZM146 79H147V77H146ZM190 79V78H189ZM201 79H200V82H201ZM144 80V79H143ZM171 80V79H170ZM192 80V79H191ZM137 81V80H136ZM195 81H199V79H196V77H195ZM139 82H140V80H139ZM143 82H145V81H143ZM168 82H171L170 84L168 83ZM199 83V82H198ZM211 83V82H210ZM137 84V83H136ZM201 84V83H200ZM133 85V84H132ZM159 85H162L163 87L162 88H158L159 87ZM191 85V84H190ZM6 86V85H5ZM5 86H4V88H5ZM197 86V85H196ZM199 86H201V85H199ZM199 86H197V89L199 88ZM202 86H204V85H202ZM137 87V86H136ZM161 87V86H160ZM207 87V86H206ZM7 88V87H6ZM5 88V89H6ZM52 88V87H51ZM55 88V87H54ZM208 88V87H207ZM24 89V88H23ZM31 89V88H30ZM29 89V90H30ZM38 89V88H37ZM37 89H33V91L35 90H37ZM130 90L132 89V87L131 88H129ZM128 89V91L126 92H123V93H130L131 94V91ZM134 89V88H133ZM136 89V88H135ZM48 90V89H47ZM200 90V89H199ZM25 91H28V90H25ZM31 91V90H30ZM34 91V92H35ZM39 91V90H38ZM77 92V91H76ZM137 92V91H136ZM138 92V93H139ZM227 92H229V93H227ZM26 93V92H25ZM33 93V92H32ZM40 93V92H39ZM59 93V92H58ZM68 93V92H67ZM73 93V92H72ZM67 94V95H65V96H59V94H57V93H55V92H50V91H47V92H45V94H43L44 96H42V97H40L41 98V102H40V100H38V99H35V102H37L38 103V101L40 102V104H42V106H46V105H50L51 103L53 104H55V106L53 107L54 108V110L53 111H51V114L50 115H52V116H55V117H60L61 119H62V117H64L65 118V116L67 117V115L69 116V114L71 113V109H73L72 108V105H73V103L75 102V100H76V98L78 99V97L75 95V94ZM80 93V92H79ZM133 93V95H135L136 93L135 92H132ZM31 94V93H30ZM38 94V93H37ZM63 94V93H62ZM76 94H78V93H76ZM139 94V95H140ZM227 94H229V96H230V99H226V95ZM64 95V94H63ZM117 95V94H116ZM127 95V94H126ZM129 95V94H128ZM132 95V94H131ZM132 95V96H133ZM37 96V95H36ZM39 96H41L40 94H39ZM80 96V95H79ZM82 96V95H81ZM87 96V95H86ZM114 96V95H113ZM24 97V96H23ZM28 97H31V96H28ZM83 97V96H82ZM85 97V96H84ZM32 98V97H31ZM30 98V99H31ZM36 98V97H35ZM39 98V97H38ZM125 98V97H124ZM227 98H228V96H227ZM82 99V98H81ZM32 100V99H31ZM31 100H29V98H28V101H27V99H26V94H25V98H18L17 99V101H15V103L17 104H15L19 109H20V107H22V108H25L26 109V111H27V113L25 114V115H21V114H19V113H22V112H19V113H17L16 114V116H18L19 118V120L21 119H23L22 121L20 120V122H22V123H24V120H30V118H36L35 116H37L38 114V112H44L43 110H41V109H36L35 108V110H34V108H33V110L32 109H30V108H32L31 107V105L32 104H34V101H31ZM34 100V99H33ZM36 100H38V101H36ZM245 100V101H244ZM246 100H248L249 102L251 101V103L253 102V103H255L257 106L256 107H254L253 106V103L251 104V106H253V107H250V106H248V105H245L244 106V103H246ZM78 101H79V99H78ZM167 102L168 104L169 103H173V107H174V104H175V106H176V108H178V109H176L175 111H174V108L172 109L173 110V114L177 111V110H179L178 112H176V114H178V116L176 115V114H174L175 115V119H174V117L171 119V121L174 119V120H176V122H177V124L178 125H176L175 124V122H174V125H172V126H170V127H168V125H167V123H166V125H167V129L165 128L166 127V125H165V123H164V127H163V125L161 124V126L163 127V128H165L164 130H162L160 127H158V129L159 130H155V129H157V126H156V128H154L155 127V124L154 125H152V128H154V130L151 128V129H149L147 126H145V124H146V122H147V120L150 118V116L154 113V112H156V111H154V109H156V108H154V109H152V107L154 106V105H157V103L159 104L160 102ZM205 101V100H204ZM247 101V102H248ZM119 102V101H118ZM121 102V101H120ZM133 102V101H132ZM162 102V103H163ZM217 102H219L218 104H217ZM37 103H35V106L36 107H39V105L37 104ZM79 103V102H78ZM85 103V102H84ZM103 103V102H102ZM161 103V104H162ZM166 103V104H167ZM204 103H206V102H204ZM167 104V105H168ZM207 104H208V99H207ZM221 104H220V106H221ZM254 104V105H255ZM80 105V104H79ZM82 105H83V103H82ZM167 105H165V106H167ZM171 104H169V106H170ZM214 105V106H215ZM250 105V104H249ZM34 105H33V107H35ZM41 106V107H42ZM81 106V105H80ZM101 105H99V107H100ZM118 106V105H117ZM138 106V105H137ZM160 106H162V105H160ZM199 106V105H198ZM209 106V105H208ZM40 107V108H41ZM44 107H42L43 109H44ZM98 107V106H97ZM102 107V106H101ZM114 107V106H113ZM116 107V106H115ZM129 107L131 108V106H128L127 105V108L129 109ZM134 107V106H133ZM155 107V106H154ZM171 107V106H170ZM206 107V106H205ZM236 107H239V109L241 108V110H240V112H238L239 113V115H237V114H235V112H233V115L235 114V116H237V117H232V114H231V112H232V109L233 108H236ZM28 108V109H27ZM84 108V114L86 115L85 116V121H88L89 119H90V117L92 118H94L95 116H93V115H95V109H94V112L93 111H90V108L88 109V107H87V105H86V107H83ZM160 108V107H159ZM166 108V107H165ZM199 108V107H198ZM204 108V107H203ZM101 109V108H100ZM197 109V108H196ZM202 109V108H201ZM22 110H24V109H22ZM32 110V111H31ZM41 110V111H40ZM83 110V109H82ZM92 110V109H91ZM99 110V109H98ZM103 110V109H102ZM172 110H170V109H162V112L161 113H164L163 114V117H165L166 115H169V116H174V115H171V111ZM195 110V109H194ZM193 110V111H194ZM202 110H204V109H202ZM201 110V111H202ZM217 110V109H216ZM25 111V112H26ZM73 112H74V110H72ZM97 111V110H96ZM101 111V110H100ZM129 111H130V109H129ZM158 111H161V109L160 110H158ZM199 111V110H198ZM197 111V112H198ZM200 111V112H201ZM209 111H211L212 112V110L210 109ZM231 111V112H230ZM233 111H235V109L233 110ZM94 114H93V113ZM116 112H118V111H116ZM115 111H114V114L116 113ZM190 112V111H189ZM199 112V113H200ZM34 113H36L35 115H34ZM102 113V112H101ZM111 113V115H112V113L113 112H109V114ZM161 113H159V114H161ZM186 113V112H185ZM185 113H183V114H185ZM236 113H237V111H236ZM9 114V113H8ZM23 114V113H22ZM40 114V113H39ZM72 114V113H71ZM84 114H82V115H84ZM97 114H100L99 112H97ZM97 114H96V116H97ZM105 114H108V113H105ZM113 114V115H114ZM129 114V113H128ZM131 114V113H130ZM156 115L158 114V112L157 113H155ZM155 114H153V115H155ZM192 114V113H191ZM207 114V113H206ZM116 115V114H115ZM153 115H152V117H153ZM162 115V114H161ZM200 115V114H199ZM203 115H204V113H203ZM39 116H41V115H39ZM39 116H38V118H39ZM51 116V117H52ZM117 116V115H116ZM158 116V115H157ZM186 116H183V117H186ZM198 116V115H197ZM54 117V118H55ZM57 117V120H59L60 118H58ZM152 117H151V119H152ZM155 117L156 116H154L153 118L155 119ZM162 117V116H161ZM162 117V118H163ZM207 117H208V115H207ZM214 117H216V118H214ZM53 118V119H54ZM89 118V119H88ZM113 118H114V116H113ZM162 118H159V116H158V119H160V122H163V121H161V119ZM169 118V117H168ZM191 118V117H190ZM210 118V117H209ZM237 118V119H236ZM33 119V120H34ZM37 119V118H36ZM34 120V121H32V119H31V121L32 122H34L35 123V125L37 126V128H36V126L34 127V128H36V129H39V131L41 132V134L43 135V134H46L47 136H50L51 138H52V133H51V131H47V130H50L52 127H53V125H54V123L55 122H53V124L52 123H47V121L45 122V121H42V120ZM56 119V118H55ZM88 119V120H87ZM194 119V118H193ZM213 119L211 118L210 120H212L213 121ZM254 119V120H255ZM195 120V119H194ZM151 122H152V120H150ZM149 121V122H150ZM157 121V120H156ZM209 121V120H208ZM216 121V120H215ZM29 122V121H28ZM149 122H148V124H149ZM150 122V123H151ZM155 122V121H154ZM166 122H168V124L169 125H171L170 124V119H169V121L167 120ZM173 122V121H172ZM171 122V123H172ZM182 122V121H181ZM196 122H197V120H196ZM31 123V122H30ZM99 123V122H98ZM107 123V124H108ZM153 123V122H152ZM158 123H159V121H158ZM199 123V122H198ZM201 123V122H200ZM199 123V125L201 126V124ZM203 123V122H202ZM106 124V123H105ZM147 124V125H148ZM173 124V123H172ZM189 124V123H188ZM205 124H207V123H205ZM205 124H204V126H205ZM226 124V123H225ZM26 125H27V121H26ZM31 125V124H30ZM101 125V124H100ZM151 124H149L148 126H150ZM194 125H196V123L194 124ZM222 125H224V123L222 124ZM140 127V129L138 130L139 131V135L138 134H135V130H134V133L132 132V134H133V136H134V134L135 135H138V136H141V138H140V141L138 142V140L137 141H131V139H125L123 142L121 141L120 142V144L118 145V147H114V146H116V144L113 146V143H114V141L112 142V146H110V143H111V141H112V139L115 137V133H113L114 132V128H118V127ZM154 126V127H153ZM187 126V125H186ZM189 126V125H188ZM187 126V127H188ZM191 126V125H190ZM227 126V125H226ZM151 127V126H150ZM191 127H193V125L191 126ZM228 127V126H227ZM231 127V126H230ZM237 128H238V125L236 126ZM235 127V128H236ZM189 128V127H188ZM187 128V129H188ZM212 128H213V126H212ZM225 128V127H224ZM229 128V127H228ZM237 128H236V130H237ZM247 128V127H246ZM14 129V128H13ZM136 129V128H135ZM186 129V127L184 128V130ZM186 129V130H187ZM232 129V128H231ZM231 129H229V130H231ZM14 130H17V127H15V129ZM66 130H68V129H66ZM65 130V131H66ZM131 130V129H130ZM220 130V129H219ZM219 130H218V132H219ZM233 131H234V129H232ZM69 131H71V130H68V131H66V132H64L63 133V135H67L68 134V132ZM133 131V130H132ZM137 131V130H136ZM188 131H189V129H188ZM188 131H185V132H188ZM225 131H227V130H225ZM224 130H223V132H225ZM242 131V130H241ZM261 131V132H260ZM264 131V130H263ZM17 132H18V130H17ZM27 132V131H26ZM87 132V131H86ZM117 132V131H116ZM236 132V131H235ZM244 133H246V130L245 131H243ZM249 134H250V131H247ZM31 133V132H30ZM71 132H69V134H70ZM215 133V132H214ZM233 133V132H232ZM239 133V132H238ZM247 133V134H248ZM82 134H84V131H82V132H80V134L78 133V137H80V138H77V142H78V140H80V139H83V138H81L82 136ZM146 134V135H145ZM149 134V135H150ZM223 134H226V133H223ZM230 134V133H229ZM228 134V135H229ZM253 134H255V133H253ZM61 135V138H63L64 136H62V134H60ZM80 135V136H79ZM96 136H97V134H95ZM100 135V134H99ZM117 135V134H116ZM143 135H145V136H143ZM252 134H250V136H251ZM255 135H257V134H255ZM259 135H257V136H259ZM13 136V135H12ZM22 136V135H21ZM93 136V135H92ZM143 136V137H142ZM162 136V135H161ZM192 136V135H191ZM41 137V136H40ZM44 137H45V135H44ZM54 137V136H53ZM158 137V136H157ZM178 137V138H177ZM245 137H248V136H245ZM264 137V136H263ZM50 138V139H51ZM65 138V137H64ZM129 138H131V137H129ZM174 138H176V139H174ZM196 138V137H195ZM253 138V136H251V138L250 139H252ZM255 138V137H254ZM262 138V137H261ZM67 139V138H66ZM165 139V138H164ZM263 139V138H262ZM13 140V139H12ZM15 140V139H14ZM45 140V139H44ZM64 140V139H63ZM70 140V139H69ZM84 140V139H83ZM248 140V139H247ZM49 141V140H48ZM51 142H52V140H50ZM85 141V140H84ZM255 141V140H254ZM262 141H264V140H262ZM53 142H54V140H53ZM81 142V141H80ZM258 142H261V140L260 141H258ZM19 143V142H18ZM55 143V142H54ZM199 143H201V141L199 142ZM263 143V142H262ZM72 144H73V142H72ZM146 144V145H145ZM264 144V143H263ZM76 145H78V144H76ZM142 145V147L143 146H148V149H149V151L152 153H156V154H160L161 153V157H156V158H154V157H152L151 158V160H149L148 162H146L147 160H144L145 162H143L142 160H140V161H138L137 160V158L136 157H138L137 155V153L136 152H138V150L136 151V148H138V147H140ZM35 146L37 147V148H35ZM74 146H75V144H74ZM39 147V148H38ZM112 147H114V148H112ZM164 147V146H163ZM206 147V145L205 146H203V147H201L199 150H201L202 148L204 149ZM80 148V147H79ZM177 148V147H176ZM178 148H180L179 146H178ZM141 149V148H140ZM182 149V148H181ZM206 149V148H205ZM238 150V149H237ZM78 151V152H77ZM196 151H198V150H196ZM234 151V150H233ZM132 152H135V154H136V156H135V158L133 157V155L132 156H130V154L132 153ZM201 152V151H200ZM202 152H205V151H203L202 150ZM29 153V152H28ZM34 153V152H33ZM42 153V154H41ZM30 154V153H29ZM36 154V153H35ZM133 154V153H132ZM142 154H144V153H141L140 154V156L142 155ZM232 154V153H231ZM263 154V153H262ZM262 154H261V156H262ZM3 155V154H2ZM11 156H12V154H11ZM10 156V157H11ZM35 156V155H34ZM5 157V156H4ZM14 156H12L11 158H8V156L6 157V158H8V159H6V158H3V159H5V160H9V162H11L12 161V158H13ZM32 157H33V155H32ZM38 156L36 157V160L39 158ZM142 157V156H141ZM35 158V157H34ZM103 158H102V160H103ZM154 158V159H153ZM161 158V159H160ZM231 157H229V158H227V160L226 161H229V159H230ZM11 159V160H10ZM14 159V158H13ZM20 159V158H19ZM18 159V160H19ZM29 159V158H28ZM43 159V158H42ZM42 159H40V160H42ZM150 159V158H149ZM157 159H159V160H157ZM232 159H234L233 157H232ZM15 160H17V159H15ZM17 160V161H18ZM31 160V159H30ZM32 161H35V160H33L32 159ZM77 161V163H75ZM152 161V162H153ZM222 161V160H221ZM225 161V165H227L228 164V167H229V164L231 163V161H230V163H227ZM16 162V161H15ZM67 162V161H66ZM14 163V162H13ZM35 163V162H34ZM64 163V162H63ZM107 163H109V162H107ZM113 163V164H114ZM116 163V164H117ZM222 163H224V162H222ZM25 164V163H24ZM67 164V163H66ZM153 164H154V162H153ZM188 164V163H187ZM190 164V163H189ZM12 165V164H11ZM21 165V164H20ZM23 165V164H22ZM21 165V166H22ZM31 165V164H30ZM62 165H64V164H62ZM118 165H116V167H118ZM155 165V164H154ZM157 165H159L158 163H157ZM161 165V164H160ZM159 165V166H160ZM209 165V166H210ZM224 165V166H225ZM231 165V164H230ZM35 165H33V167H34ZM98 166H99V163H98ZM110 166V165H109ZM222 165H220L219 167H221ZM32 167V168H33ZM107 167V166H106ZM115 167V168H116ZM120 166H119V168H121ZM184 167H185V169H184ZM232 167V166H231ZM6 168V167H5ZM14 168V167H13ZM13 168H12V170H13ZM22 168V167H21ZM20 168V169H21ZM30 168V167H29ZM97 168V167H96ZM102 168V167H101ZM124 168H125V170H124ZM130 168H132V169H130ZM145 168V169H144ZM167 168H169V167H167ZM230 168V167H229ZM4 169V168H3ZM24 169V168H23ZM28 169V168H27ZM26 169V170H27ZM99 169V168H98ZM117 169V168H116ZM127 169V170H126ZM153 169V168H152ZM235 169V168H234ZM236 169H238V168H236ZM260 169V168H259ZM15 170V169H14ZM13 170V171H14ZM25 170V171H26ZM80 170V171H81ZM109 170V169H108ZM122 171V172H120V171ZM173 171H175L174 169H172ZM239 170V169H238ZM237 170V171H238ZM6 171H8L9 172V170H6ZM5 171V172H6ZM11 171V170H10ZM16 171V170H15ZM71 171V175H70V173H69V175L68 176H70V177H68V176H66V180H65V184H67V187H69L68 185H70V186H72V185H74L75 186V184L76 183H78V179H76L77 177H75L74 176V174H73V172ZM97 171V170H96ZM134 171V170H133ZM133 171H130L131 173L133 172ZM207 171V170H206ZM233 171V170H232ZM237 171L235 170L234 172L235 173H237ZM240 171V170H239ZM261 171V170H260ZM264 171V170H263ZM1 172V171H0ZM12 172V171H11ZM11 172H9V173H11ZM28 172V171H27ZM36 172V171H35ZM88 172V171H87ZM92 172V171H91ZM91 172H89V173H91ZM169 172V171H168ZM243 172V171H242ZM111 173V172H110ZM170 173V172H169ZM182 173V174H183ZM196 173V174H197ZM241 173V172H240ZM251 173V172H250ZM26 173L24 172V175H25ZM27 174H29V173H27ZM62 174H63V172H62ZM117 174V175H116ZM140 174V175H139ZM146 174V173H145ZM144 174V175H145ZM242 174V173H241ZM240 174V175H241ZM24 175H22V176H24ZM52 175V174H51ZM78 175V174H77ZM92 175H93V173H92ZM99 175V174H98ZM114 175V174H113ZM167 175V174H166ZM171 175V174H170ZM247 175V174H246ZM12 177L11 175H7V173H6V177ZM43 176V175H42ZM40 174H38V172H36V173H34V174H32V173H30L29 175H27V177H26V181L25 182H23V183H21V182H19V183H21V185L23 184V186H25L26 185V187H27V185H30V184H32L33 182H36L35 183V187H33L32 189L30 188V190H28L26 193H24V191L22 192L21 190H23V189H21V188H23V186H21V185H18L16 182H17V180L16 179H14L15 181H12V182H10L11 184H10V186H9V188L8 189H3V191L1 192V194L3 193L4 195H6V196H8V198H6L5 200H7L8 201V203H9V206L8 207H5V208H9V210L8 209H6V210H8V212L5 214V213H1V214H4V215H1L0 216V228H3V227H5V228H7V226H11L12 224H11V219L12 218H16L20 213H22V212H24V211H26V210H28L29 211V209H30V204H32L33 203V205L35 204V205H37L36 203V201H37V196H36V194H38V192H40L39 190H41L43 187H38V186H40V184H41V181L40 180H42V178L43 179H45V177L47 178V176L46 175H44L43 177H42ZM63 176V175H62ZM135 176V175H134ZM197 176V175H196ZM198 176H200V175H198ZM197 176V177H198ZM202 176V175H201ZM261 176H262V174H261ZM14 177V176H13ZM12 177V178H13ZM137 177V176H136ZM154 177V176H153ZM152 177V178H153ZM249 177V176H248ZM24 178V177H23ZM48 178H50V179H48ZM48 178L45 180V181H52L54 178H57L56 176H54L53 175V177L51 178V176H48ZM64 178V177H63ZM113 178H115L116 180H118L116 177H113ZM160 178V177H159ZM165 178H169V177H165ZM192 178H193V176H192ZM192 178H190V179H184V180H182L181 181V189H186V188H190V187H192V186H194L195 185V182H194V180H192ZM235 178V177H234ZM25 179V178H24ZM23 179V180H24ZM65 179V178H64ZM91 179V178H90ZM128 179V178H127ZM137 179H139V177L137 178ZM154 179V178H153ZM56 179H54L53 180V182L55 181ZM79 180H81L80 178H79ZM86 180V179H85ZM84 180V181H85ZM98 180V179H97ZM109 180V179H108ZM156 180H158L157 179V177H156ZM165 180V179H164ZM9 181H11V180H9ZM42 181H44V180H42ZM44 181V182H45ZM58 181V180H57ZM134 181V180H133ZM153 181V180H152ZM159 181V180H158ZM256 181V180H255ZM48 182V183H49ZM53 182H50L49 184H51V183H53ZM100 182V181H99ZM111 182V181H110ZM117 182V181H116ZM131 182V181H130ZM166 182V181H165ZM46 183V182H45ZM45 183H43L44 185H48V186H50L49 184H45ZM81 185H82V182H79ZM79 183H78V185H79ZM205 183H204V185H205ZM4 184V183H3ZM37 184V185H36ZM54 184V183H53ZM94 184V183H93ZM105 184V183H104ZM34 185V184H33ZM59 185V184H58ZM100 185V184H99ZM102 185V184H101ZM135 185V184H134ZM2 186V185H1ZM31 186V185H30ZM47 186V187H48ZM94 186V188H91L90 187V185H89V187L88 186H79V188L80 189H82V191H81V194L80 195H84L85 196V193H94V189H95V185H93ZM195 186H197V185H195ZM77 187V186H76ZM83 187V188H82ZM115 187H117V186H115ZM118 187V189H120ZM208 187V186H207ZM225 187V188H224ZM5 188V187H4ZM75 188V187H74ZM73 188V189H74ZM101 188H102V186H101ZM169 188V187H168ZM179 188H180V186H179ZM179 188H177V189H174L173 191H172V193L173 194H171L172 196H174L173 198H172V200L170 201V204L172 205V206H174L173 204H175L176 202H177V199L175 198L176 196H179L178 194H180V193H182V190L180 189L179 191H181L180 193H179V191H178V189ZM208 188H210V187H208ZM21 189V190H20ZM26 189V188H25ZM46 189V188H45ZM48 189V188H47ZM78 189V188H77ZM77 189H75V190H77ZM79 189V190H80ZM97 189V188H96ZM95 189V190H96ZM116 189V188H115ZM114 189V190H115ZM121 189H123V188H121ZM212 189V188H211ZM215 189V190H216ZM218 189V190H219ZM27 190V189H26ZM160 190V189H159ZM183 190V191H184ZM210 190V189H209ZM245 190V191H246ZM98 191V190H97ZM117 190H115V192H116ZM148 191V190H147ZM211 191V190H210ZM217 191V190H216ZM224 191V190H223ZM236 191V192H235ZM78 192V191H77ZM83 192V193H82ZM118 192V191H117ZM169 192V191H168ZM218 192V191H217ZM244 192V191H243ZM251 192V191H250ZM79 193H80V191H79ZM114 193V192H113ZM112 193V195L115 197L116 196V194L114 195ZM238 193V192H237ZM252 193V192H251ZM254 193V192H253ZM0 194V195H1ZM39 194H41V193H39ZM76 194V193H75ZM97 194V193H96ZM111 194V193H110ZM122 194V193H121ZM153 194H154V192H153ZM64 195V191H59L58 192V194H57V197H59V198H61V196H63ZM81 196V198L83 197L84 198V196ZM102 195V194H101ZM125 195V194H124ZM129 195V194H128ZM181 195H183V194H181ZM180 195V196H181ZM95 196H98V195H95ZM111 195H108V199L110 200L111 198H113V197H110ZM118 196V195H117ZM3 197V196H2ZM41 197V196H40ZM39 197V198H40ZM67 197V196H66ZM73 197V196H72ZM88 197V196H87ZM92 197V196H91ZM125 197H126V195H125ZM124 196H123V199L125 198ZM154 197V196H153ZM38 198V199H39ZM53 198H54V196H53ZM68 198V197H67ZM79 198V197H78ZM98 198V197H97ZM105 198H106V196H105ZM129 198V197H128ZM128 198L126 197L125 199H127L126 201L128 202ZM209 198V197H208ZM0 199H2V198H0ZM63 199V198H62ZM80 199V198H79ZM87 199V198H86ZM101 199V198H100ZM103 199L104 198H102V202H103ZM107 199V198H106ZM114 199V198H113ZM117 199H119V198H117ZM124 199V200H125ZM57 200V199H56ZM56 200H55V203H56ZM105 200V199H104ZM108 200V201H109ZM123 200V201H124ZM156 200V199H155ZM181 200V199H180ZM238 200H239V198H238ZM53 201V200H52ZM51 201V202H52ZM73 201V200H72ZM81 201H83L82 199H81ZM100 201V200H99ZM107 200H105L104 202H106ZM108 201L106 202V203H108ZM112 201V200H111ZM121 201H122V199H121ZM125 201V202H126ZM133 201V200H132ZM154 201V200H153ZM179 201V200H178ZM260 201V200H259ZM35 202V203H34ZM70 202V201H69ZM101 202V203H102ZM103 202V203H104ZM124 202V203H125ZM126 202V203H127ZM136 202V201H135ZM224 202V201H223ZM58 203V202H57ZM97 203V202H96ZM123 203V202H122ZM134 203V202H133ZM211 203V202H210ZM238 203V202H237ZM85 205H88L89 206V204H90V202H89V204H88V202H86V203H84ZM169 204V205H170ZM32 205V206H33ZM59 205V204H58ZM91 205V204H90ZM106 205V204H105ZM104 205V206H105ZM129 205V204H128ZM127 205V206H128ZM206 205H208V204H206ZM214 205V204H213ZM252 205V204H251ZM7 206V205H6ZM31 206V207H32ZM66 206V205H65ZM132 206V205H131ZM241 206V205H240ZM34 207V206H33ZM54 207V206H53ZM57 207V206H56ZM101 207H102V205H101ZM107 207V206H106ZM119 207V206H118ZM126 207V206H125ZM171 207V206H170ZM175 207V206H174ZM173 207V208H174ZM230 207V206H229ZM228 207V208H229ZM237 207V206H236ZM250 207V206H249ZM1 208V207H0ZM43 208H45V207H43ZM69 208H72V206L71 207H69ZM68 208V210H66L67 209V207H65L64 209V211L62 212L61 210V213L60 214H62V215H59V218H60V216H63V218H65L64 220V223L65 224H67V225H70V229L69 228H66V229H68L69 231H71L70 233L71 234H73L72 232H75V233H77V234H79L80 232H78L79 230H77L76 229V226L78 225L79 226V224H80V228L79 229H81V227L82 226H84V224L81 226V222H83V221H81L84 217L82 216V215H84L83 214V212L82 211H76L75 209L74 210H72V209H69ZM87 208V207H86ZM131 208V207H130ZM50 208H48V210H49ZM52 209V208H51ZM51 209L49 210V211H51ZM92 209V208H91ZM225 209V210H226ZM251 209V208H250ZM32 210H33V212L32 211H30L32 214H30V215H33V216H35V218L36 217H38V216H40V217H43V218H49L48 217V213L49 212H45V210H43L42 209V207H40V206H35L34 208H32ZM48 210H46V211H48ZM56 210H59L58 208H56ZM201 210V209H200ZM224 210V211H225ZM228 210V209H227ZM226 210V211H227ZM235 210V209H234ZM233 210V211H234ZM53 211V210H52ZM55 211V210H54ZM204 211H206L205 209H204ZM222 211V210H221ZM237 211V210H236ZM4 212H5V210H4ZM29 212V213H30ZM82 212V213H81ZM108 212V211H107ZM194 212V211H193ZM193 212H188V214L187 215H189L190 213V215L189 216H191L192 215V213ZM235 212V211H234ZM55 213V212H54ZM59 213V212H58ZM187 213V212H186ZM186 213H184V214H186ZM238 213V212H237ZM55 214H57V213H55ZM103 214V213H102ZM148 214V213H147ZM38 215V216H37ZM49 215H50V213H49ZM52 215H54L53 214V212H52ZM86 215V214H85ZM194 215V214H193ZM193 215H192V217H193ZM240 215V214H239ZM58 216V215H57ZM93 216H95V214L93 215ZM102 216V215H101ZM106 216V215H105ZM109 216V215H108ZM117 216V215H116ZM120 216V215H119ZM150 216V215H149ZM148 215H147V217H149ZM152 216H154V215H152ZM11 217V218H10ZM50 217H54L55 218V215L54 216H51L50 215ZM111 217V216H110ZM118 217V216H117ZM132 217V216H131ZM135 217V216H134ZM195 217V216H194ZM58 218V217H57ZM57 218H56V220H57ZM89 218V217H88ZM94 218V217H93ZM97 218V217H96ZM100 218V217H99ZM122 218L123 217H119L118 219H119V221L121 222L122 221ZM128 218V217H127ZM145 218V217H144ZM53 219V218H52ZM61 219V218H60ZM91 219V218H90ZM98 219V218H97ZM109 219V218H108ZM129 219H131V218H129ZM194 219V218H193ZM220 219V218H219ZM223 219V218H222ZM221 219V220H222ZM35 220V219H34ZM37 220V219H36ZM39 220H41V219H39ZM43 220H45V219H43ZM43 220H41L42 222H43ZM54 220V219H53ZM55 220V221H56ZM83 220H85V219H83ZM86 220H88L87 218H86ZM126 220V219H125ZM128 220V219H127ZM255 220H257V222L260 224V223H263V225H264V216L262 215V216H260L259 218H257V219H255ZM32 221V220H31ZM52 221V220H51ZM55 221H53V222H55ZM61 221H63V220H61ZM81 221V222H80ZM103 221V223L106 221V218H104V215H103V219L101 218V222ZM130 221V220H129ZM133 221V220H132ZM191 221V220H190ZM27 222H29V221H27ZM32 222H34V223H36V221H32ZM38 222V221H37ZM41 222V223H42ZM46 222V221H45ZM49 222V221H48ZM57 222V221H56ZM55 222V223H56ZM60 222V221H59ZM80 222V223H79ZM100 222V221H99ZM98 222V223H99ZM117 222V221H116ZM126 222V221H125ZM139 222V221H138ZM138 222H137V224H138ZM250 222V224L249 225H255V223H257L256 221H255V223L254 222H251V221H249ZM54 223V224H55ZM61 223V222H60ZM86 223V222H85ZM97 223V224H98ZM130 223H131V221H130ZM133 223V222H132ZM136 223V222H135ZM33 224V223H32ZM31 224V225H32ZM59 224V223H58ZM87 224H88V222H87ZM105 224V223H104ZM126 224V223H125ZM136 224V225H137ZM29 225V224H28ZM37 225H44L43 223L42 224H38L37 223ZM37 225H35V226H37ZM49 225V224H48ZM51 225V224H50ZM86 225V224H85ZM95 225V224H94ZM127 225H128V223H127ZM134 225V224H133ZM140 225V224H139ZM240 225V224H239ZM248 225V224H247ZM27 226V225H26ZM30 226V225H29ZM33 226V225H32ZM77 226V227H78ZM97 226H99V225H97ZM141 226V225H140ZM13 227V226H12ZM23 227V226H22ZM25 227V226H24ZM48 227V226H47ZM55 227V226H54ZM92 228H93V226H91ZM120 227V223H115V224H113L112 226H110V229H108V230H110V233L111 234H109V231H108V234H109V236H111L112 234L113 235H115V236H113V239H112V241H113V244H111L113 247H111L115 252H116V250H119V251H121L122 250V252H123V250H128V251H131L132 253V257H133V255H134V257H136V254L137 255H141L142 254V252L143 251H145V248L143 247V249L144 250H141L139 247H137V246H139V245H135V244H133L132 243V241H129L128 239L129 238H131L132 240H133V236H131V235H129L130 237L129 238H126V237H128V234H123L122 232H120L119 230H118V228ZM122 227H123V225H122ZM128 227V226H127ZM192 227V226H191ZM248 227V226H247ZM264 227V226H263ZM15 228V227H14ZM37 228V227H36ZM40 228V227H39ZM38 228V229H39ZM44 228H45V226H44ZM53 228V227H52ZM96 228H98V227H96ZM101 228V227H100ZM125 228V227H124ZM139 228V227H138ZM243 228H244V226H243ZM255 228H256V226H255ZM21 229H23V228H20V230ZM26 228H24V230H25ZM38 229H35V230H33V232H29V233H32V235L30 236V237H28V238H31V240H30V242L28 241V243H27V245H22L23 246V248L25 247V246H29L30 248H34L35 247V249H37V248H39L40 247V242L42 241V238H40V236L39 235H41V233H39L40 231H43L42 230V228L40 229V230H38ZM65 229V230H66ZM77 231H76V230ZM86 229V228H85ZM88 229V228H87ZM99 229V228H98ZM119 229H121V228H119ZM128 229V228H127ZM142 229V228H141ZM199 229V228H198ZM197 229V230H198ZM211 229V228H210ZM24 230H23V232H24ZM31 230V229H30ZM45 231H46V228L44 229ZM75 230V231H74ZM82 230H84V228L82 227V229H81V231ZM91 230V229H90ZM104 230V229H103ZM126 230V229H125ZM125 230H123V231H125ZM144 230V229H143ZM196 230V229H195ZM194 230V231H195ZM215 230V229H214ZM245 230V229H244ZM247 230V229H246ZM245 230V231H246ZM11 231V230H10ZM14 231V230H13ZM26 231V230H25ZM27 231H28V229H27ZM51 231H52V229L51 230H49V232H48V235L49 234H51ZM55 231V230H54ZM67 231V230H66ZM106 231V232H107ZM117 231H119V232H117ZM15 232V231H14ZM22 232V231H21ZM22 232V233H23ZM53 232V231H52ZM85 232H86V230H85ZM137 232V231H136ZM197 232V231H196ZM218 232V231H217ZM16 233V232H15ZM15 233H14V236H15ZM20 233V232H19ZM43 234H44V232H42ZM46 233V232H45ZM56 233V232H55ZM63 233V232H62ZM69 233V234H70ZM84 233V232H83ZM97 234L99 233V235H100V232H96ZM124 233H126V232H124ZM128 233H130V232H128ZM132 233V232H131ZM145 233V232H144ZM213 233H215V231H213ZM212 233V234H213ZM220 233V232H219ZM247 233V232H246ZM18 234V233H17ZM28 234V233H27ZM68 234V235H69ZM76 234V235H77ZM105 234V233H104ZM137 234V233H136ZM11 235V234H10ZM21 237H22V235H25V234H19ZM18 235V236H19ZM46 234H44V236H45ZM51 235H54V234H51ZM50 235V236H51ZM67 235V236H68ZM81 235V234H80ZM144 235V234H143ZM220 235V234H219ZM12 236H13V234H12ZM12 236H6L5 235V237H4V235H3V237H2V240H3V245L1 246L0 245V261L1 262H3L4 264H17V263H15L14 261H12L11 259L9 260V259H7V254L9 253V250L12 248L13 250H16L17 248V245H18V243H15V244H13L12 245V242L14 243V237L13 238H11ZM29 236V235H28ZM42 236V235H41ZM75 236V235H74ZM78 236V235H77ZM104 236V235H103ZM106 236V235H105ZM1 237V236H0ZM17 237V236H16ZM15 237V239H17ZM24 237V236H23ZM46 237H48V236H46ZM52 237V236H51ZM61 237V236H60ZM72 237V236H71ZM83 237V236H82ZM112 237V236H111ZM110 237V238H111ZM119 237H123L122 239H120V240H118L117 238H119ZM124 237L126 238V239H124ZM143 237V236H142ZM221 237V236H220ZM263 237V236H262ZM62 238H63V236H62ZM77 238V237H76ZM95 238V237H94ZM214 238H216L215 237V235H211L210 234V236H209V239L210 240H213ZM246 238V237H245ZM23 239H25V237L23 238ZM41 239V240H40ZM51 239H53V238H51ZM50 239V240H51ZM80 239V238H79ZM82 239H84V238H82ZM89 239V238H88ZM104 239H105V237H104ZM106 239H107V237H106ZM130 239V240H131ZM248 238H246V240H247ZM49 240V241H50ZM214 240H216V239H214ZM18 241V240H17ZM46 241V240H45ZM51 241H53V240H51ZM92 241V240H91ZM108 241H109V239H108ZM111 241V242H112ZM156 241V240H155ZM154 241V242H155ZM208 241V240H207ZM20 242V241H19ZM23 242V241H22ZM25 242V241H24ZM54 242V241H53ZM58 242V241H57ZM65 242V241H64ZM63 242V243H64ZM133 242H135V241H133ZM137 242V241H136ZM157 242H158V240H157ZM201 242V241H200ZM26 243H24V244H26ZM66 243V242H65ZM77 243H79V242H77ZM109 243V242H108ZM144 243V242H143ZM229 243V242H228ZM41 244H43V243H41ZM92 244V243H91ZM150 244V243H149ZM156 244V242L155 243H151L150 244V246L148 247L147 246V248H146V250L148 251H150V249H153V246ZM207 244V243H206ZM47 245V244H46ZM68 245H70V244H68ZM80 245H81V243H80ZM219 245V244H218ZM222 245V244H221ZM229 245V244H228ZM16 246V247H15ZM44 246H45V244H44ZM54 246H55V244L54 243H52V242H50L49 244H48V247L50 248V249H53L54 248ZM79 246V245H78ZM141 246V245H140ZM156 247H157V245H155ZM223 246H226V245H223ZM262 246H263V244L262 243H258V244H256L255 245V249L258 251H262ZM43 247V246H42ZM42 247H40V248H42ZM48 247H46V248H48ZM70 247V246H69ZM73 247V246H72ZM82 247V246H81ZM89 247V246H88ZM100 247V246H99ZM145 247H146V245H145ZM156 247L154 248V250L156 249ZM26 248V247H25ZM29 248V249H30ZM110 248V247H109ZM165 248H168V247H165ZM198 248V247H197ZM219 248V247H218ZM229 248V247H228ZM228 248H227V250H228ZM28 249V250H29ZM72 249H74V248H72ZM94 249V248H93ZM111 249V250H112ZM163 249H164V247H163ZM230 249H231V247H230ZM254 249V250H255ZM13 250H11V252L13 251ZM33 250V249H32ZM38 250V249H37ZM42 250V249H41ZM45 250H47V249H45ZM68 250V249H67ZM66 250V251H67ZM98 250V249H97ZM168 250H170V249H168ZM177 250V249H176ZM223 250H224V248H223ZM21 251V250H20ZM24 251V250H23ZM34 251V250H33ZM36 251V250H35ZM39 251V250H38ZM72 251V250H71ZM77 251V250H76ZM113 251V252H114ZM147 251H145V253L147 252ZM173 251V250H172ZM175 251V250H174ZM173 251V252H174ZM232 251V250H231ZM256 251V252H257ZM42 252V251H41ZM46 252V251H45ZM44 252V253H45ZM105 252V251H104ZM109 252V251H108ZM112 252V251H111ZM118 252V251H117ZM121 252V253H122ZM151 252H152V250H151ZM229 252V251H228ZM23 253V252H22ZM36 253H37V251H36ZM36 253H34V254H36ZM47 253V252H46ZM97 253V252H96ZM153 253V252H152ZM28 254V253H27ZM40 254V253H39ZM43 254V253H42ZM57 254V253H56ZM98 254V253H97ZM101 254V253H100ZM110 254V253H109ZM130 254V255H131ZM159 254V253H158ZM217 254V253H216ZM9 255V254H8ZM55 255V254H54ZM58 255H60V258H61V260L62 261H65L67 264H71V263H73V261H74V259H75V261L77 260L76 258H74V255H72V253L70 254V253H64L63 252V254L61 253V254H58ZM58 255H57V257H58ZM85 255H87V253L85 254ZM93 255V254H92ZM120 255V254H119ZM129 255V256H130ZM181 255V254H180ZM183 255V254H182ZM182 255H181V257H182ZM193 255V252H190L189 254L186 252V253H184V256L186 257V258H189L190 256H192ZM231 255V254H230ZM32 256H33V254H32ZM35 256V255H34ZM40 256V257H39ZM38 257H39V259H37L38 261H37V264H43V260H45V258L43 259L42 258V256H41V254L39 255ZM91 256V255H90ZM126 256V255H125ZM227 256H228V254H227ZM37 257V258H38ZM43 257H45V255H43ZM84 257V256H83ZM109 257V256H108ZM151 257V256H150ZM179 256L177 255V253L175 254V253H172L171 252V250H170V252H164L163 251V253H161L160 252V254L159 255H157V257L155 258V259H148L147 261H146V264H177V261H178V258ZM180 257V258H181ZM230 257V256H229ZM232 257V256H231ZM9 258V257H8ZM35 258V257H34ZM77 258H80V257H77ZM90 258V257H89ZM145 258V257H144ZM148 258V257H147ZM191 259L193 258V257H190ZM189 258V259H190ZM223 258V257H222ZM19 259V258H18ZM33 259V258H32ZM51 259H53V258H51ZM91 259V258H90ZM92 259H94V260H99L100 259V256L98 255V256H94L93 255V258ZM117 259H118V257H117ZM116 259V260H117ZM123 259V258H122ZM183 259V258H182ZM190 259V260H191ZM195 259V258H194ZM216 259V258H215ZM86 260V259H85ZM125 260V259H124ZM189 260V261H190ZM222 260V259H221ZM32 261V260H31ZM34 261H36V259H34ZM46 261V260H45ZM50 261V260H49ZM49 261H47V262H49ZM56 261V260H55ZM105 261V260H104ZM193 261H195V260H192V262ZM226 261V260H225ZM224 261V262H225ZM232 261H234V260H232ZM0 262V264H2ZM25 262V261H24ZM94 262V261H93ZM103 262V261H102ZM180 262V261H179ZM178 262V263H179ZM197 262V261H196ZM227 262H229V261H227ZM56 263V262H55ZM66 263H64V264H66ZM119 263H120V261H119ZM18 264H19V262H18ZM33 264H35V263H33ZM52 264V263H51ZM54 264V263H53ZM57 264H63V263H58L57 262ZM97 264V263H96ZM99 264V263H98ZM100 264H101V261H100ZM108 264V263H107ZM128 264V263H127ZM181 264V263H180ZM183 264V263H182ZM190 264H192V263H190ZM193 264H195V263H193Z\"/></svg>","mask_w":264,"mask_h":264}]
</instances>
